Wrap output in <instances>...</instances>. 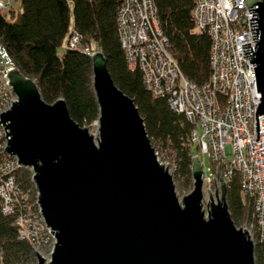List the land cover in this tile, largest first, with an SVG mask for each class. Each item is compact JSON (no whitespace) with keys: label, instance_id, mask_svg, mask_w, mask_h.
Returning <instances> with one entry per match:
<instances>
[{"label":"water","instance_id":"95a60500","mask_svg":"<svg viewBox=\"0 0 264 264\" xmlns=\"http://www.w3.org/2000/svg\"><path fill=\"white\" fill-rule=\"evenodd\" d=\"M244 4L254 42L240 46L242 56L253 53L247 60L259 94L256 140V114H264V0ZM90 58L96 137L68 115L62 98L47 103L33 79L16 67L6 71L16 100L0 112L4 148L30 168L40 213L54 235L47 260L34 250L36 264H254L253 242L231 219L222 177L205 214V173L192 155V188L179 201L133 100L113 83L100 50Z\"/></svg>","mask_w":264,"mask_h":264},{"label":"built area","instance_id":"2783aa9c","mask_svg":"<svg viewBox=\"0 0 264 264\" xmlns=\"http://www.w3.org/2000/svg\"><path fill=\"white\" fill-rule=\"evenodd\" d=\"M11 4L0 0V9ZM193 31L210 37L208 77L195 84L181 73L160 29L153 0H121L116 25L124 60L129 69L138 68L144 88L154 97L164 96L173 111L193 123L188 142L208 154L210 163L226 182L235 172L241 193L251 201L252 218L244 228L250 239L264 237V114H256L254 140L253 110L259 94L255 91L252 66L242 56L241 43L253 45L244 0H193ZM70 28L64 48H78L87 54L99 49L81 43ZM14 63L0 43V112L10 108L16 95L6 71ZM5 130L0 121V210L14 214L18 236L36 249L47 246L50 254L54 235L43 221L37 191L24 189L17 180V157L5 150ZM228 151V152H227ZM156 158L157 151H155ZM229 155V157L227 156ZM221 168V172L219 167ZM211 166V165H210ZM210 166L208 168H210ZM204 167V165H203ZM30 169V168H29ZM32 180V179H31Z\"/></svg>","mask_w":264,"mask_h":264},{"label":"trees","instance_id":"16d2710c","mask_svg":"<svg viewBox=\"0 0 264 264\" xmlns=\"http://www.w3.org/2000/svg\"><path fill=\"white\" fill-rule=\"evenodd\" d=\"M120 3L121 0H19L16 10L12 5L8 10L0 9V43L14 66L35 81L45 102L62 98L68 115L79 125H88L98 116L91 87V58L78 48L63 47L70 28L74 29L81 35L82 44L102 52L113 83L137 107L152 147L159 146L169 153L173 177L188 185L192 182L191 156L196 154L200 159L198 146L187 140L194 125L182 113L169 108L164 96L154 97L144 88L138 68L126 66L116 25ZM153 3L181 73L191 82L201 83L210 71V37L193 31V0ZM17 180L22 188L32 189L28 167L18 168ZM225 184V201L233 223L251 220V201L241 193L237 173ZM14 215L0 210V264L34 261L30 241L18 236ZM253 263L264 264V237L253 238Z\"/></svg>","mask_w":264,"mask_h":264},{"label":"rangeland","instance_id":"374dc122","mask_svg":"<svg viewBox=\"0 0 264 264\" xmlns=\"http://www.w3.org/2000/svg\"><path fill=\"white\" fill-rule=\"evenodd\" d=\"M1 1H3V2L8 1L12 5L14 10H16L18 8V5H19V0H1ZM84 126H86L88 131L94 137H96V135H97V122H96V120L94 122H92L88 125H84ZM154 150L157 151L158 161L160 163H162L167 168L168 172L171 174L172 181L174 184L175 193L178 197V200L181 201L182 196H184L185 194H187L191 190L192 182L190 184L186 185L181 180L174 178L173 177V163L171 161V157H170L169 153L167 151H165L164 149L160 148L159 146L154 148ZM227 156L229 157V155H227ZM200 160H201L202 164L204 165L203 169H204V173H205V177L203 178V182H202V200H201V203H202V209L204 210V213L206 214L205 204H206V201L208 199V194H209L210 200L214 201V202L216 201V199H215L216 194H217V196H219V186H218L217 177L220 176V174H219V172L216 173L217 164L210 163V159H209L208 154H206V153L200 154ZM209 166H210V168H208ZM221 168L222 167H219L220 172H221ZM214 191H215V196L213 194ZM246 221L247 220L241 221L236 226L243 227L245 225ZM32 249H33V251L35 250L37 253H39L41 256H43L46 260L49 258L47 246L46 247L45 246L39 247L37 249L32 246ZM35 251H34V253H35ZM23 264H36L35 255H34V261L33 262L28 261L27 263H23Z\"/></svg>","mask_w":264,"mask_h":264}]
</instances>
